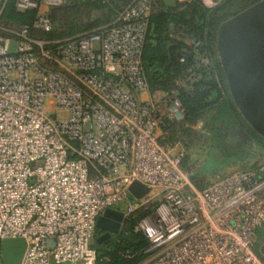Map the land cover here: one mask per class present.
Segmentation results:
<instances>
[{
    "label": "built area",
    "instance_id": "obj_1",
    "mask_svg": "<svg viewBox=\"0 0 264 264\" xmlns=\"http://www.w3.org/2000/svg\"><path fill=\"white\" fill-rule=\"evenodd\" d=\"M69 1L0 0V264L11 238L27 241L21 264H97L98 219L123 203L125 218L146 211L139 264H264V165L200 187L163 144L185 109L175 93L152 94L144 65L160 0L65 39L37 34ZM11 2L37 11L33 25L6 24ZM134 182L150 193L131 199Z\"/></svg>",
    "mask_w": 264,
    "mask_h": 264
},
{
    "label": "trees",
    "instance_id": "obj_2",
    "mask_svg": "<svg viewBox=\"0 0 264 264\" xmlns=\"http://www.w3.org/2000/svg\"><path fill=\"white\" fill-rule=\"evenodd\" d=\"M132 1L71 0L52 10L54 28L50 32L37 34L54 40L93 31L111 23ZM215 1L216 5L207 6L201 0H183L177 8L168 9L160 0L151 16L150 31L143 53L152 91L160 89L175 93L181 100L185 109L184 122L189 125L184 133L189 139L196 138L192 127L205 121L210 138L221 146L226 140L228 147L224 144V150L230 153L235 151L227 154L225 161L212 159L207 162L200 173L211 174H216V171L233 160L244 161L246 155L242 149L250 141L264 145V138L247 123L231 97L217 49L218 30L222 23L255 1ZM97 9L107 11L100 18L83 22L84 12L89 14ZM36 13V10L18 11L14 2H11L6 16L10 21L23 26L33 25ZM187 41L200 42V46L195 47ZM182 58L185 59L184 62L181 61ZM144 215L146 211L126 217L121 232L112 245L101 251L96 248L97 264H139L145 258L143 251L148 247L149 240L144 233L136 230ZM130 254L136 255L129 257Z\"/></svg>",
    "mask_w": 264,
    "mask_h": 264
},
{
    "label": "water",
    "instance_id": "obj_3",
    "mask_svg": "<svg viewBox=\"0 0 264 264\" xmlns=\"http://www.w3.org/2000/svg\"><path fill=\"white\" fill-rule=\"evenodd\" d=\"M168 9L179 0H163ZM217 48L231 97L247 123L264 138V0L238 12L220 26ZM131 199H141L151 189L139 182L130 187ZM125 212L109 208L99 217L97 242H108L121 232ZM50 244L52 242L50 241ZM112 245V242L108 246ZM27 248L24 238L5 239L4 264H21Z\"/></svg>",
    "mask_w": 264,
    "mask_h": 264
},
{
    "label": "rangeland",
    "instance_id": "obj_4",
    "mask_svg": "<svg viewBox=\"0 0 264 264\" xmlns=\"http://www.w3.org/2000/svg\"><path fill=\"white\" fill-rule=\"evenodd\" d=\"M181 1L183 0H179V2ZM201 1L204 4H206L205 3L206 0H201ZM253 1L256 2L258 0H253ZM215 3L217 2L215 1ZM215 3H213L212 6L216 5ZM106 11L107 10L105 9H97V10L90 12L89 13L90 15L84 12V15H82V20L83 22H88L90 20L100 18L105 14ZM5 22L6 24H8L9 26H12L15 29L21 27L20 24L10 21L7 16H6ZM205 62L209 63V60L205 59ZM157 93H168V92L157 89L156 91H153L152 94L155 95ZM164 104L165 103H163V106ZM209 115L210 113L207 114L206 116H209ZM205 125H206L205 121H200L197 125L192 127V130L196 132V138H193V139H189L188 135L184 133V129L189 128V125H187L184 122V119L181 121H176L175 123L167 122L166 127L163 130L164 131V135H163L164 139H162L163 144L167 148H169V150L173 154H183V166L186 169H189L194 174L195 176L194 179L198 186L203 187L207 185L218 175H227L237 169H249V168H255V167H262L264 165V145H260L256 141H250V143H248L242 149L246 155V159L244 161L238 162V161L233 160L230 162V164L216 171L217 172L216 174L200 173V171L203 169L206 163L209 162L210 160L215 159L219 161L220 160L225 161L226 157L228 156L227 154L235 153V151L234 150L232 151V149H231L232 151L231 153L224 150L223 148L224 144L227 145L228 147L226 140L224 144L221 146L219 143L215 142L214 139H211L210 134L205 128ZM214 175L216 176L214 177ZM32 181L33 179L31 180V182ZM125 204L126 203L120 204L116 206L115 208L120 209V210L123 208L125 209ZM116 236L117 235H114L108 242L102 243V244L97 242V237H96L94 239V244L96 245V248L98 250L100 251L105 250L108 244L110 242H113ZM258 237L259 238H258V243H257V249L264 242V228L258 229Z\"/></svg>",
    "mask_w": 264,
    "mask_h": 264
},
{
    "label": "crops",
    "instance_id": "obj_5",
    "mask_svg": "<svg viewBox=\"0 0 264 264\" xmlns=\"http://www.w3.org/2000/svg\"><path fill=\"white\" fill-rule=\"evenodd\" d=\"M206 4H207V6H212L213 5V3H215V0H206V2H205ZM216 4V3H215ZM210 175V174H209ZM216 175H214V177H215ZM75 264H79V263H75Z\"/></svg>",
    "mask_w": 264,
    "mask_h": 264
},
{
    "label": "flooded vegetation",
    "instance_id": "obj_6",
    "mask_svg": "<svg viewBox=\"0 0 264 264\" xmlns=\"http://www.w3.org/2000/svg\"><path fill=\"white\" fill-rule=\"evenodd\" d=\"M99 234H101V233H99Z\"/></svg>",
    "mask_w": 264,
    "mask_h": 264
}]
</instances>
